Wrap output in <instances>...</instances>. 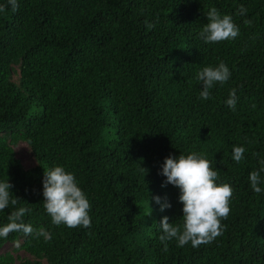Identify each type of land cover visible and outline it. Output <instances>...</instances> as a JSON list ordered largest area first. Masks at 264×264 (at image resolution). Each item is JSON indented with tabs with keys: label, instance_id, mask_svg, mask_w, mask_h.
I'll use <instances>...</instances> for the list:
<instances>
[{
	"label": "trees",
	"instance_id": "obj_1",
	"mask_svg": "<svg viewBox=\"0 0 264 264\" xmlns=\"http://www.w3.org/2000/svg\"><path fill=\"white\" fill-rule=\"evenodd\" d=\"M17 3L12 11L0 0V181L19 198L0 212V226L25 207L23 221L51 238L0 237V264H264V191L249 181L264 159V0ZM212 7L232 16L235 39H201ZM221 61L230 79L200 99L197 72ZM232 89L236 111L226 104ZM20 143L34 163L28 168L16 156ZM233 146L246 149L239 163ZM192 152L211 162L217 184L232 187L230 213L210 244L178 247L173 239L163 252L160 222L182 226L183 205L162 165ZM55 166L86 194L90 227L52 223L43 179ZM155 196L171 206L162 210Z\"/></svg>",
	"mask_w": 264,
	"mask_h": 264
},
{
	"label": "clouds",
	"instance_id": "obj_2",
	"mask_svg": "<svg viewBox=\"0 0 264 264\" xmlns=\"http://www.w3.org/2000/svg\"><path fill=\"white\" fill-rule=\"evenodd\" d=\"M9 3L12 11L18 10L17 0H9ZM246 13L247 9L243 5L238 7V15L245 16ZM206 16L207 23L199 34L205 43H217L235 39L238 36L239 27L234 23L231 15H221L217 8L212 7L206 12ZM145 23L148 29L155 26L148 21ZM244 23L250 25L251 20L246 19ZM230 77L231 72L223 61L215 67H203L196 74L197 80L202 84L199 98L210 99V89L216 84H225ZM236 103V91L232 89L226 104L232 111H236ZM245 151L243 146H233L232 159L237 163L241 162ZM260 164L262 167L259 170H252L249 173L250 186L257 194L264 191V188L260 186L264 183L261 177V172H264V159L260 160ZM161 174L167 178L166 184L170 183L179 188V201L183 205L182 226L170 223L167 216H164L160 222L162 234L159 236V241L163 244V252L168 251V241L173 239L177 241L178 247H183L190 242L193 248H198L201 245L210 244L223 234L224 226L221 221L227 219L230 213L233 189L227 183H216L219 173L212 169L208 159L196 152L188 155L180 154L178 157L168 156L162 165ZM12 187L8 179L0 181V212L9 208L10 205L14 208L18 203L19 198L10 191ZM43 197V206L53 224L57 226L64 224L69 228L91 226L89 215L91 204L84 191L78 186L75 175L66 171L63 166L44 168ZM153 199L157 204H161L159 196ZM170 206L165 201L161 204V209ZM30 211L25 207L12 210L7 217L8 223L0 226V237L6 239L10 233L18 232L34 238L50 239V234L43 227L34 228L32 224L23 221L24 215ZM150 214L151 211L147 215ZM16 246L19 247V241H16ZM213 248L209 249V252L214 250ZM1 252L4 251L1 249ZM188 260L187 262H192ZM169 264L182 263L181 259H172Z\"/></svg>",
	"mask_w": 264,
	"mask_h": 264
},
{
	"label": "rangeland",
	"instance_id": "obj_3",
	"mask_svg": "<svg viewBox=\"0 0 264 264\" xmlns=\"http://www.w3.org/2000/svg\"><path fill=\"white\" fill-rule=\"evenodd\" d=\"M15 151H16V156L21 160L22 164L24 167L28 168L30 166H32L33 160L30 156L29 150H28V146L24 143H20L15 147ZM10 244H5L2 248L3 251L5 250H9L10 249ZM17 264V263H14Z\"/></svg>",
	"mask_w": 264,
	"mask_h": 264
}]
</instances>
